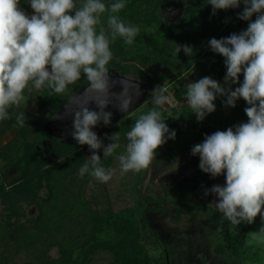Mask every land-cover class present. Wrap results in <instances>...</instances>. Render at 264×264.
I'll return each mask as SVG.
<instances>
[{"label":"rangeland","instance_id":"1","mask_svg":"<svg viewBox=\"0 0 264 264\" xmlns=\"http://www.w3.org/2000/svg\"><path fill=\"white\" fill-rule=\"evenodd\" d=\"M130 2L125 0L126 6ZM20 7L27 14H33L26 0H21ZM243 9L241 2L238 8L223 10L227 26L221 38L247 29L249 21L238 18ZM191 11L202 12L205 17L213 12L207 0H139L133 10H126L124 15L128 22L131 16L132 20L136 15L140 18L134 26H140L141 32L133 44H126L123 38L110 41L113 45H125L121 53L119 48L117 53L110 48L113 59L109 64L122 69L120 78L130 82L137 79L152 86L147 81H155V78L150 77L160 73L158 79H163L162 74L168 71L163 66L144 64L145 48L150 47L157 33V40L165 48L164 63L167 56L171 58L170 64L166 63L168 66L173 61L177 63L173 67L175 71L172 68L169 74L171 78L158 82L159 86L167 88L170 97V102L159 110L176 137L156 150V159L149 169L120 175L118 161V156L125 154L126 133L139 115L153 107L151 97L147 99L153 88L145 83H142L147 87L144 102L122 116L112 115L109 125L101 122L93 129L104 145L111 143L107 137L113 133L119 135L120 147L111 156L104 157L103 148L97 150L101 165L115 169L107 183L97 181L88 173L79 175V168L87 162L92 151L71 137L72 117L59 112L76 92L87 87L83 75L57 95L60 106L50 99L49 89L37 90L30 85L25 90V100L9 109L11 118L0 122V264H47L59 257L61 242L69 243L71 238L80 235V242L84 240L80 229L90 217L116 218L120 215L125 216L127 222L137 219L134 226L137 242L149 264H164L163 249L168 250L169 264H264V246H245L247 233L259 230L261 218L257 216L254 223H241L238 227H230L227 221L221 224V214L209 206L217 197L205 196L204 191L213 185L223 186L225 175L213 178L202 172L198 166L199 155H191L192 147L202 143L205 135L248 120L244 112L248 105L242 98L233 108L225 106V96H217L216 110L202 121L191 113L185 85L203 76L195 75L193 67L186 72L188 64L176 66L181 62L179 57L186 54L183 50L175 51L176 45H189L193 54L202 41H207L206 36L195 31L194 25L183 28L191 19ZM214 16L218 18L219 14ZM255 18L254 15L252 20ZM167 27H182L183 32L191 33L188 44L184 40L170 41L168 36L173 32ZM224 77L217 80L222 85ZM225 86L234 90L239 85ZM174 91H178L180 100L175 98ZM19 113H24L23 125L16 123ZM107 222L106 226L113 225L112 221ZM89 255L85 264L118 263L113 252L108 250L98 249Z\"/></svg>","mask_w":264,"mask_h":264},{"label":"clouds","instance_id":"2","mask_svg":"<svg viewBox=\"0 0 264 264\" xmlns=\"http://www.w3.org/2000/svg\"><path fill=\"white\" fill-rule=\"evenodd\" d=\"M33 9L27 14L21 0H0V122L10 119L9 109L25 100L29 86L49 94H62L68 85L75 84L83 75L88 85L76 101L72 117L71 137L80 145H87L92 154L79 168V175L88 173L101 183L109 182L115 169L101 165L97 150L103 148V156H111L120 147L118 133L104 145L92 129L101 122L111 123L112 112L105 108L113 105L127 112L133 103L132 85L120 80V93L110 92L116 83L107 67L113 59L110 41L118 36L128 45L140 34V26L126 24L117 14L125 8V0H26ZM240 20L249 21L246 30L239 34L209 40L214 53L223 56L227 69L224 84L211 77H203L185 85L186 101L191 113L202 121L216 110L217 96H225V106L235 107L243 99L248 120L224 131L205 135L202 143L194 145L191 155L200 157L199 169L213 178L225 175V184L205 189L204 195L217 197L209 206L221 214V224L238 227L241 223L252 224L261 218L258 231L247 233L246 247L264 246V0H207L213 15L217 10L238 8ZM74 12V15L71 14ZM255 15V20L252 17ZM105 23L107 27H105ZM192 55L189 45H176ZM243 75V82L240 76ZM238 84L233 90L225 85ZM135 85L134 95L139 96ZM153 107L136 119L126 133L125 154L118 156L120 175L147 170L156 159V150L176 132L169 130L159 110L170 102L165 86H156L151 94ZM76 100L74 97L71 101ZM69 101V102H71ZM95 102L99 111L90 110ZM63 118V117H61ZM16 123H25L24 113L15 117ZM219 230V229H218Z\"/></svg>","mask_w":264,"mask_h":264},{"label":"trees","instance_id":"3","mask_svg":"<svg viewBox=\"0 0 264 264\" xmlns=\"http://www.w3.org/2000/svg\"><path fill=\"white\" fill-rule=\"evenodd\" d=\"M139 3V0H131V2L125 6L117 15L126 23L133 25L136 21H138L140 18L136 15V18L131 21H126L125 13L126 10L132 9L135 7V4ZM191 10H194L191 9ZM225 12L223 10H218L216 14H219L218 18H215L213 14L210 16L205 17V14L202 12H194L191 11V19L188 21V23H185L183 25V28L187 29V26L194 25L195 31L199 34H202V36H206L207 41L205 43H202L201 46H199L197 52L195 55H184V57H179L181 60L180 64L176 65L179 66L181 64H188L189 66H194L197 70V72L202 75L203 77H211L214 80H220L224 77V57L219 55L218 53H214L210 46H209V40L211 38H220L223 30L225 29V26H227V19L226 17L222 16V13ZM213 13V12H212ZM226 13V12H225ZM203 14V15H202ZM201 15L203 16L201 18ZM228 15V14H227ZM134 16V15H133ZM229 17V15H228ZM211 18V19H210ZM106 25V23H105ZM168 28V27H167ZM183 28H176V29H169L171 33L168 37L170 41L177 40H184L186 44H188V39L191 36V33L183 32ZM242 30L238 31L239 33ZM159 32V31H158ZM237 33V34H239ZM224 34V33H223ZM158 33L151 39L150 41V47L145 48V62L144 64H150L154 65L155 67L163 66L165 68H168V71L166 70L163 75V79H158V76H160V73L156 76L150 77L155 78V81L148 80L147 82H150L152 86L147 85L148 87H152L153 89L158 86V82L162 83L163 80H169V74L172 71V68L174 67V61L171 62V65L168 66L167 64L171 58H167L166 63H164V58L166 57V54L164 52V47L162 46V43L159 42ZM117 39H122V37H117ZM124 39V38H123ZM118 44L111 43L110 48L112 50H115L116 53L119 51V53L123 52V47L125 46H116ZM119 48V49H118ZM157 61L155 63L154 61ZM172 61V60H171ZM143 64V65H144ZM168 67H167V66ZM188 67L186 69H188ZM158 69V68H157ZM175 71V69L173 68ZM173 71V73H174ZM141 73V71H138ZM240 80L243 82V75L241 74ZM149 84V83H147ZM150 94H148L147 99H150ZM45 95H47V92H45ZM58 94H52L50 95V99L55 100L56 106L61 105V101H58L56 97ZM175 98L177 100L181 99L180 94L178 91H174ZM107 221H112V226H106L108 224ZM137 222V219L136 221ZM135 222H127L125 221V216L120 215L112 217H105V218H97L90 217L89 221L84 222L82 224V227L80 229L81 234L84 235V240L80 242L81 238H71V241L69 243H63L61 242L59 245V257L56 259H51L47 262V264H85L88 261V258L90 257V253H93L94 251H97L98 249L108 250L111 253L115 255L116 260L118 261L117 264H149V259L147 258L146 254L142 250L141 246H139L137 242V229H134ZM133 224L131 226H128L129 224ZM106 224V225H105ZM128 228V229H127ZM127 230H130L128 232ZM75 239V240H74ZM163 260L164 264H169L170 258L168 254V250L163 249Z\"/></svg>","mask_w":264,"mask_h":264},{"label":"water","instance_id":"4","mask_svg":"<svg viewBox=\"0 0 264 264\" xmlns=\"http://www.w3.org/2000/svg\"><path fill=\"white\" fill-rule=\"evenodd\" d=\"M113 81H116V83L110 88V92H114V93H120L122 91V87L119 84V81L122 80L121 78H117V79H112ZM124 80V79H123ZM130 84L132 85V92L130 94H133V103L130 105L129 110L127 112H129L130 110L136 108L137 106H139L142 102H144L146 95H147V87L146 85H143L142 83H138L137 81L135 82H130ZM135 85L139 86V90H140V95L137 97L134 95V91H135ZM85 88L80 89L78 92H76L64 105L63 108H61L59 110V112H70V111H74L76 109L77 103L76 101H80L83 102V100L85 99V97L81 96V94L83 93ZM74 97H76V100L71 101ZM71 101V102H69ZM116 102L113 101V103H110L108 105L107 108H105L106 112H112L113 115H119L122 116L124 114H126L127 112H122L119 110L118 107L113 106ZM90 110L93 111H99V109L96 106V103L90 102L88 105ZM70 116L71 115H67Z\"/></svg>","mask_w":264,"mask_h":264},{"label":"flooded vegetation","instance_id":"5","mask_svg":"<svg viewBox=\"0 0 264 264\" xmlns=\"http://www.w3.org/2000/svg\"><path fill=\"white\" fill-rule=\"evenodd\" d=\"M105 26H107V25H105ZM108 68H109V73H110V76H111V79H117V78H120V75H122L123 74V70L122 69H120V68H118V67H116V66H114V65H108L107 66ZM137 80V79H136ZM97 127V126H96ZM96 127H94V128H96ZM93 128V129H94ZM70 130H72V124H71V128H69ZM92 129V130H93Z\"/></svg>","mask_w":264,"mask_h":264},{"label":"crops","instance_id":"6","mask_svg":"<svg viewBox=\"0 0 264 264\" xmlns=\"http://www.w3.org/2000/svg\"><path fill=\"white\" fill-rule=\"evenodd\" d=\"M238 31H240V30H238ZM242 31H243V30H242ZM205 42H206V41H205ZM205 42L202 41V43H205ZM201 45H202V44L200 43L199 46H201ZM197 49H199V48H197ZM196 52H197V51H196ZM195 54H196V53H193V55H195ZM192 67H193V69H194L193 71H195V75H196V73H197L198 75H200V74L197 72V70H196V68H195V65H194V66H189L188 69H186V72H187V71H190V70L192 69ZM226 70H227V69H226V67L224 66V72H226ZM198 77H199V76H198ZM136 81H137V80H136ZM197 81H198V80H197ZM218 81H220V80H218ZM218 81H217V82H218ZM137 82H141V83H145V84H147L146 82H142V81H139V80H138ZM194 82H196V81L194 80ZM147 85H148V84H147Z\"/></svg>","mask_w":264,"mask_h":264}]
</instances>
